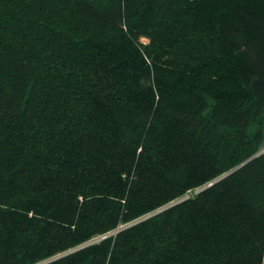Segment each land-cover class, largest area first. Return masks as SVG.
Here are the masks:
<instances>
[{
	"label": "trees",
	"instance_id": "1",
	"mask_svg": "<svg viewBox=\"0 0 264 264\" xmlns=\"http://www.w3.org/2000/svg\"><path fill=\"white\" fill-rule=\"evenodd\" d=\"M263 148L264 0H0V264H264Z\"/></svg>",
	"mask_w": 264,
	"mask_h": 264
},
{
	"label": "rangeland",
	"instance_id": "2",
	"mask_svg": "<svg viewBox=\"0 0 264 264\" xmlns=\"http://www.w3.org/2000/svg\"><path fill=\"white\" fill-rule=\"evenodd\" d=\"M95 30H96V31H100V32H104V31H106L105 28L102 29V28H100V27H95ZM197 192H198V189H197V190H194V191H191V192H189L187 195H185L183 198H189V197H191V196H194ZM180 200H182V198H179V199L175 200V201H174L173 203H171L170 205L176 204L177 202H180ZM120 228H122V226H121ZM111 234H114V232H112Z\"/></svg>",
	"mask_w": 264,
	"mask_h": 264
},
{
	"label": "water",
	"instance_id": "3",
	"mask_svg": "<svg viewBox=\"0 0 264 264\" xmlns=\"http://www.w3.org/2000/svg\"><path fill=\"white\" fill-rule=\"evenodd\" d=\"M242 165H243V164H242ZM242 165H241V166H242ZM241 166H239V167H241ZM214 183H215V182H212V183H210V184H209L208 186H206V187H210V186H212ZM203 189H204V188H203ZM203 189H202V190H203ZM181 201H184V199H182ZM106 237H107V236H103V239L106 238Z\"/></svg>",
	"mask_w": 264,
	"mask_h": 264
},
{
	"label": "built area",
	"instance_id": "4",
	"mask_svg": "<svg viewBox=\"0 0 264 264\" xmlns=\"http://www.w3.org/2000/svg\"><path fill=\"white\" fill-rule=\"evenodd\" d=\"M261 152H264V148H263V150Z\"/></svg>",
	"mask_w": 264,
	"mask_h": 264
},
{
	"label": "bare ground",
	"instance_id": "5",
	"mask_svg": "<svg viewBox=\"0 0 264 264\" xmlns=\"http://www.w3.org/2000/svg\"><path fill=\"white\" fill-rule=\"evenodd\" d=\"M181 201V200H180Z\"/></svg>",
	"mask_w": 264,
	"mask_h": 264
}]
</instances>
